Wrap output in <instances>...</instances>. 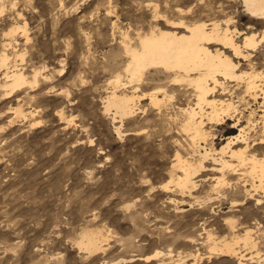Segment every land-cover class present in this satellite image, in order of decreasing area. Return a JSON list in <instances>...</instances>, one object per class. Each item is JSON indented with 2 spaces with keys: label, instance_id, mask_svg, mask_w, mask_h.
I'll return each instance as SVG.
<instances>
[{
  "label": "rangeland",
  "instance_id": "374dc122",
  "mask_svg": "<svg viewBox=\"0 0 264 264\" xmlns=\"http://www.w3.org/2000/svg\"><path fill=\"white\" fill-rule=\"evenodd\" d=\"M243 1L0 0V264H264V190L249 165L233 160L225 177L207 159L194 186L178 185V156L198 163L197 144L218 152L239 131L235 117L204 119L208 136L196 144L182 126L193 87L169 85L161 67L134 86L125 70L126 46L139 47L141 35L228 25L243 57L208 45L243 76L222 78L212 97L232 98L249 126V154L264 158V18ZM250 34L254 47L244 43ZM10 70L27 82L12 90ZM252 71L261 73L256 98L246 90ZM166 82L160 109L147 97L122 118L105 108L115 89L139 96ZM86 229L101 233L97 254L79 247ZM247 230L255 246L243 240ZM227 242L233 251L213 248Z\"/></svg>",
  "mask_w": 264,
  "mask_h": 264
},
{
  "label": "bare ground",
  "instance_id": "6f19581e",
  "mask_svg": "<svg viewBox=\"0 0 264 264\" xmlns=\"http://www.w3.org/2000/svg\"><path fill=\"white\" fill-rule=\"evenodd\" d=\"M243 2L245 3L249 13H252L258 18H264V0H244ZM209 25L210 27L208 28ZM209 25L205 22H199L186 26L177 25L172 27L183 28L184 31L182 33L164 30L159 32L152 31L144 36L141 35L139 38V47L131 48L129 45L126 46V52L129 55V61L125 67L128 75V82L134 86L139 85L147 78L149 68L161 67V71H163L164 74L163 77L166 79L169 78V85L187 83L188 86H192L195 91L194 94L196 96L194 97H196V101L194 106L183 109L186 112V118L182 126L184 130L190 134V137L196 144L202 139L205 140V136H208V131L204 127V119H208L212 122H219L225 118L230 119L235 117L236 120L234 124L239 126L237 127L239 128V131L236 134L230 135L227 143L223 145L218 152L214 149L215 152L211 153L200 144H197V150L200 155L198 163H192L187 159L183 160L178 156L177 165L183 172L182 176L178 179V185L181 188L194 186L195 179L193 180V175L205 167V164H203L205 160L210 159L213 163L219 164L220 168L215 167V169H221L222 176H225L224 171L227 168L235 169L237 165H249L250 174L253 177L256 176L259 181V184L257 185L264 190V158L257 157L256 155L254 156V154H249L247 149L249 143L246 141L248 139V132H246V130L249 126H243L240 123L242 116L236 115L239 108H237V105H234L236 103L231 101L232 98L230 101H227L225 99L212 97L213 93H217L219 90L222 93L224 90V82H222V78L226 80L243 76L242 74L237 73L236 68L238 63L233 59V57H241L243 55V51L240 44L234 39L235 30H231L228 25L226 28H221L215 21L210 22ZM11 31H15V29H12ZM213 40L220 43L223 48H229L233 52L234 56L232 57L227 54L224 49L221 50L214 48L215 51L211 50L212 48L210 49L208 44ZM244 43L246 46L254 47L256 45L255 36L253 34H250V36L246 35ZM6 59L7 56L4 55L2 60L5 61ZM5 74V81L8 83L7 86H9L12 90L27 82V77L20 70L6 71ZM245 74L247 76L246 90L251 92L248 94H253L256 98L257 93L254 91L258 86V83L256 84V77H258L261 73H254L252 71ZM115 82L117 83L116 86H118V83L120 82L119 75L116 76ZM166 85L167 82L164 85L162 84V87L156 88L148 93L145 92L139 96H136L135 93L119 94L117 89H115L106 96L105 108L107 111L114 109L115 114H118L119 117L122 118L123 116L125 117L127 115L134 114L136 109L139 108L136 103L137 98L140 99L141 97H147L151 105L160 109L164 105V98L159 97V93L163 92L164 95L166 94L164 91V86ZM240 114H242V112ZM246 121L248 122L247 119ZM262 121L264 124V120ZM119 126L120 125H115V129L118 133H121ZM262 128L264 129V127ZM242 141L245 143L244 147L233 148V144H236L237 142L242 143ZM236 145H238V143ZM218 154L220 155L218 156ZM233 160H236L238 164L235 165L232 163ZM225 177L219 178L218 180L224 181ZM100 235L101 233L98 230H84L82 238L78 242L79 247L86 250L90 253V255L99 253L102 249ZM210 235L211 233L208 234V237H210ZM243 240L245 243H252L253 246L256 245V243L252 241L250 231L248 230L246 231ZM213 248L221 251L234 250V247L229 242L225 243V248H217L216 246ZM150 259L153 258H149L148 256L147 261Z\"/></svg>",
  "mask_w": 264,
  "mask_h": 264
}]
</instances>
